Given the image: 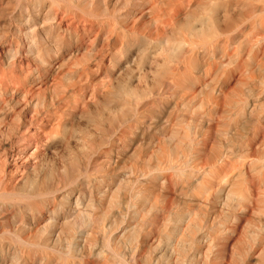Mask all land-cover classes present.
I'll list each match as a JSON object with an SVG mask.
<instances>
[{
  "label": "rangeland",
  "instance_id": "374dc122",
  "mask_svg": "<svg viewBox=\"0 0 264 264\" xmlns=\"http://www.w3.org/2000/svg\"><path fill=\"white\" fill-rule=\"evenodd\" d=\"M0 1V264H264V3Z\"/></svg>",
  "mask_w": 264,
  "mask_h": 264
},
{
  "label": "bare ground",
  "instance_id": "6f19581e",
  "mask_svg": "<svg viewBox=\"0 0 264 264\" xmlns=\"http://www.w3.org/2000/svg\"><path fill=\"white\" fill-rule=\"evenodd\" d=\"M25 1V0H24ZM27 1V0H26ZM30 1V0H29ZM60 1V0H59ZM163 1V0H162ZM162 1H160V2H162ZM0 2H2V1H0ZM64 2H66V1H63V3ZM157 2V1H156ZM175 2V1H174ZM185 2V1H184ZM183 2V3H184ZM214 2V1H213ZM228 2H229V0H228ZM233 2V1H232ZM246 2V1H245ZM245 2H244V5H246L245 4ZM256 2H258V3H260V2H262V3H264V0H259V1H256ZM54 3V2H53ZM92 3V2H91ZM91 3H90V5L89 6H91ZM153 3V2H152ZM159 3V2H158ZM183 3H181V4H183ZM201 3H203V2H201ZM200 3V4H201ZM225 3V2H224ZM223 3V4H224ZM254 3V2H253ZM17 4V3H16ZM180 4V5H181ZM186 4V3H185ZM200 4H199V6H200ZM220 4V3H219ZM226 4H227V2H226ZM261 4V3H260ZM1 5V4H0ZM179 5V4H178ZM202 5V4H201ZM221 5V4H220ZM17 6H19V5H17ZM16 6V7H17ZM170 6V5H169ZM198 6V5H197ZM250 6V5H249ZM37 7V6H36ZM201 7V6H200ZM253 7V6H252ZM18 8V7H17ZM25 8V7H24ZM35 8V7H34ZM58 8V7H57ZM95 8V7H94ZM198 8V7H197ZM246 8V7H245ZM250 8V7H249ZM16 9V8H15ZM38 9V8H37ZM56 9V8H55ZM199 9V8H198ZM217 5H214L213 7H211V8H207L206 10V21H204V25L202 24V22H201V24L205 27V28H207L208 30H210V31H208V32H213V34H214V32H216V34H214V36L215 35H217V31H219L220 29H221V27H220V22H219V15H218V11H217ZM223 9V8H222ZM251 9V8H250ZM250 9L248 10V12L250 11ZM262 9L264 10V4H263V7H262ZM24 10V9H23ZM22 10V11H23ZM44 9H42V11H43ZM54 10V9H53ZM88 10V9H87ZM89 10H91V8H89ZM88 10V11H89ZM98 10V9H97ZM253 10H255V9H253ZM259 10V9H258ZM16 11V10H15ZM36 11V10H35ZM66 11V10H65ZM237 11H238V9H237ZM257 11V10H256ZM256 11H254V12H256ZM40 12V11H39ZM69 12V11H68ZM94 12V11H93ZM95 12H97V11H95ZM95 12H94V14H95ZM178 12H181V11H178ZM178 12H176V13H178ZM222 12V11H221ZM243 12V11H242ZM253 12V13H254ZM260 12V11H259ZM8 13H10V12H8ZM26 13H27V11H26ZM25 13V14H26ZM99 12H97L96 14H98ZM200 13H202V12H200ZM235 13H236V11H235ZM238 13V12H237ZM245 13V12H244ZM58 14V13H57ZM100 14H101V12H100ZM246 14L247 13H245V17H246ZM250 14V13H249ZM255 14V13H254ZM11 15H12V13H11ZM21 15V14H20ZM87 15V14H86ZM91 15V14H90ZM179 15V14H178ZM232 15H234V14H232ZM257 15V14H256ZM99 16V15H98ZM175 16V15H174ZM192 16H193V14H192ZM192 16H188V20H184L183 22V29L186 31H188V33L189 32H195V31H197V33H198V30L199 29H196L195 28V25L193 24V21H192V19L194 20H197V19H199L197 16L198 15H194L193 17ZM202 16V15H201ZM241 16V15H240ZM243 16V15H242ZM254 16V15H253ZM263 16V15H262ZM9 17H11V16H9ZM30 17V16H29ZM45 17V16H44ZM59 17V16H58ZM62 17H64V16H62ZM92 17V16H91ZM251 17V16H250ZM255 17V16H254ZM20 18V17H19ZM53 18V17H52ZM66 18V17H65ZM204 18V17H203ZM235 18V17H234ZM243 18H244V16H243ZM25 19L27 20V18L25 17ZM30 19H32V18H30ZM45 19H46V17H45ZM54 19V18H53ZM76 19H78V18H76ZM224 19V18H223ZM264 19V18H263ZM11 20H12V18H11ZM52 20V19H51ZM60 20V19H59ZM55 21V20H54ZM62 21V20H61ZM201 21H203V20H201ZM221 21H222V19H221ZM91 22H92V20H91ZM200 22V21H199ZM199 22H197L199 25H200V23ZM227 22V21H226ZM233 22V21H232ZM231 22V23H232ZM259 22V21H258ZM195 23V22H194ZM224 23V22H223ZM222 23V24H223ZM234 23H236V22H234ZM25 24H28V23H25ZM31 24V23H30ZM91 24V23H90ZM196 24V23H195ZM197 24V25H198ZM226 24V23H225ZM237 24V23H236ZM232 25V24H231ZM2 26V25H1ZM87 26V25H86ZM200 27H202V26H200ZM233 27H234V25H233ZM259 27V26H258ZM262 27V26H261ZM22 28V27H21ZM33 28H35V27H33ZM89 28H91V27H89ZM229 28V27H228ZM5 29V28H4ZM93 29V28H92ZM202 30H203V28H201ZM30 30H31V28H30ZM175 30V29H174ZM222 30H223V27H222ZM226 30V29H225ZM204 31V30H203ZM207 31V30H206ZM221 31V30H220ZM33 32V31H32ZM36 32H37V30H36ZM222 32V31H221ZM24 33V32H23ZM177 33V32H176ZM219 33V32H218ZM225 33V32H224ZM27 34V33H26ZM190 34V33H189ZM188 34V35H189ZM194 35H196V34H194ZM201 35V34H200ZM221 35V34H220ZM192 35H189V38L191 37ZM28 37V36H27ZM38 37V36H37ZM185 37V36H184ZM183 37V35L182 34H178V36H175V38H174V43L173 44H175V45H177L178 47H182V46H186L187 44H189L190 42L188 41V40H186L185 38ZM196 37V36H195ZM35 38V37H34ZM170 38V37H169ZM188 38V39H189ZM193 38V37H192ZM197 39V38H196ZM32 40V39H31ZM1 41V40H0ZM161 41V40H160ZM160 41H158L157 43L159 44V42ZM200 41V40H199ZM256 41V40H255ZM30 42H32V41H30ZM193 43H194V40L192 41ZM211 42V41H210ZM260 42V41H259ZM165 43V42H164ZM195 43H197V44H199L200 42H195ZM194 43V44H195ZM34 44V43H33ZM32 44V45H33ZM203 44V43H202ZM251 44V43H250ZM10 45H11V43H10ZM165 45V44H164ZM174 46V45H173ZM178 47H176L177 49H178ZM166 48V47H165ZM170 48V47H169ZM174 48V47H173ZM172 47L170 48V49H173ZM9 49V48H8ZM168 49V48H167ZM170 49L168 50V52L167 53H169V51H170ZM189 49H191V47L189 48ZM188 49V50H189ZM196 49V48H195ZM11 50V49H10ZM162 50V49H161ZM186 50V49H185ZM184 50V51H185ZM198 50H200V49H198ZM176 50L174 49V51L173 52H175ZM178 51H179V49H178ZM178 51H176V54H177V52ZM17 52V51H16ZM164 52V51H163ZM172 51L170 52L171 54L173 53ZM181 52V51H180ZM187 52V51H186ZM190 52H192V51H190ZM194 52V51H193ZM202 52V51H201ZM166 54V53H165ZM183 54V53H182ZM191 54V53H190ZM175 55V54H174ZM177 56V55H176ZM171 58L173 57L172 55L170 56ZM180 58H181V55H180ZM191 58V57H190ZM177 59H179L178 57H177ZM184 59V58H183ZM197 60V59H196ZM185 61V60H184ZM192 61H194V60H192ZM191 62V61H190ZM165 65H167V63H165ZM184 66V65H183ZM174 67V66H173ZM204 67V66H203ZM165 68H167V67H165ZM177 68H178V66H177ZM197 68V67H196ZM163 69V68H162ZM173 69V68H172ZM176 69V68H175ZM238 69V68H237ZM156 71H157V69H156ZM199 71V70H198ZM165 72H167V71H165ZM195 72V71H194ZM174 75V74H173ZM161 76V75H160ZM162 76L164 77V75L162 74ZM186 76V75H185ZM169 77V76H168ZM158 78H161V77H158ZM167 77H165V79H166ZM173 78V77H172ZM175 78V77H174ZM160 80V79H159ZM162 81H164L163 79H162ZM169 81V80H168ZM166 82V81H165ZM160 83V82H159ZM157 84V83H156ZM169 84V83H168ZM184 84V83H183ZM194 84H195V82H194ZM170 85H172V84H170ZM169 85V86H170ZM176 86V85H175ZM129 87V86H128ZM117 87H115V89H116ZM125 84L123 83V85L122 84H119L118 85V88H117V90H118V94H122V96L124 95V93H125ZM127 89H130V88H127ZM171 89V88H170ZM166 91H169V90H166ZM128 92V91H127ZM132 92H133V90H132ZM131 92V93H132ZM170 93H171V91H169ZM168 92V93H169ZM129 93V92H128ZM136 93V92H135ZM126 95V94H125ZM137 95H140V94H137ZM173 95H175V94H173ZM114 96V95H113ZM119 96V95H118ZM128 96H132L131 97V99L133 98V100H134V97H135V95H129L128 94ZM127 95H126V97L124 98V99H126L127 100V97H128ZM105 98V100H107V102L106 103H108V101L109 100H111V99H109V98H111L112 96L110 95V93H108V94H106L105 96H104ZM138 97V96H137ZM136 97V98H137ZM140 97V96H139ZM115 98V97H114ZM220 98V97H219ZM96 99V98H95ZM116 99H118V98H116ZM121 99V98H120ZM123 99V98H122ZM128 99H129V97H128ZM169 99V98H168ZM100 100V99H99ZM113 101V100H112ZM115 101V100H114ZM118 100H116V102H117ZM129 101H131V100H129ZM102 102V101H101ZM115 102V103H116ZM121 102H123L122 100H121ZM127 102H128V100H127ZM114 103V102H113ZM118 103V102H117ZM125 103V102H124ZM97 104V103H96ZM111 104H112V102H111ZM109 105V104H108ZM100 106H101V104H100ZM99 108H101V107H99ZM109 108V107H108ZM107 107H106V109H108ZM96 111V110H95ZM101 111V110H100ZM97 113V112H96ZM102 113V112H101ZM100 113V114H101ZM99 114V113H98ZM102 115V114H101ZM94 116V115H93ZM96 116V115H95ZM116 120V119H115ZM62 125V124H61ZM45 126V125H44ZM60 127H62V126H60ZM38 129V128H37ZM37 131H39V130H37ZM56 131V130H55ZM43 132V131H42ZM62 134V132L60 131V135ZM67 134V133H66ZM56 135V134H55ZM68 135V134H67ZM67 137V136H66ZM165 153V152H164ZM169 156V155H168ZM169 159V158H168ZM76 163V162H75ZM51 164V163H50ZM79 163H77V165H78ZM73 167H74V165H73ZM75 167H77V166H75ZM217 167H218V165H217ZM81 169V168H80ZM215 169V168H214ZM218 169V168H217ZM57 170V169H56ZM216 170V169H215ZM219 170H221V169H219ZM25 171V170H24ZM213 171V170H212ZM212 171H211V173H212ZM222 171V170H221ZM57 172V171H56ZM67 172V171H66ZM215 172V171H214ZM220 172V171H219ZM80 173V172H79ZM216 173H218V172H216ZM22 174V173H21ZM66 174V173H65ZM68 174V173H67ZM219 174V173H218ZM223 174H224V170H223ZM57 175H59L58 173H57ZM69 175V174H68ZM213 175V174H212ZM225 175V174H224ZM224 175L222 176L221 175V177H224ZM169 176V175H168ZM171 176V175H170ZM213 176H215V175H213ZM30 177V176H29ZM36 177V176H35ZM62 177V176H61ZM69 177V176H68ZM172 177V176H171ZM28 178V177H27ZM26 177L24 178V182H22L21 184L22 185H25V184H27L28 182H29V180L27 179ZM32 178V177H31ZM43 178V177H42ZM63 178V177H62ZM62 178L61 179H59V180H61L62 181ZM167 178V177H166ZM169 178V177H168ZM168 178H167V180H168ZM219 178V177H218ZM26 179V180H25ZM41 180V179H40ZM44 180V179H43ZM64 180V179H63ZM67 180V179H66ZM39 181V180H38ZM42 181V180H41ZM46 181V180H45ZM163 181V180H162ZM165 181V180H164ZM172 181V180H171ZM43 183H44V181H42ZM31 183V185H33V191H35V192H37V193H41V192H43L44 191V189H46L45 188V185L43 184V183H38V182H34L33 183V181L32 182H30ZM62 183H64V182H62ZM49 184V183H48ZM52 184V183H51ZM55 184V183H54ZM20 185V184H19ZM21 185V186H22ZM30 185V186H31ZM21 186H18L17 185V187H21ZM25 186H27V185H25ZM24 186V187H25ZM48 186V185H47ZM53 186V185H52ZM252 187V186H251ZM250 187V188H251ZM30 188V187H29ZM2 189V188H1ZM18 189V188H17ZM16 186H10V187H8V192L9 193H12L11 195H14L13 194V192H15L16 190ZM22 189V188H21ZM26 189V188H25ZM28 189V188H27ZM32 189V188H31ZM253 189H255V188H253ZM24 190V189H23ZM49 190V189H48ZM2 191V190H1ZM1 191H0V194H1ZM46 191H47V189H46ZM50 191V190H49ZM7 192V193H8ZM23 192V191H22ZM21 192V194H25L26 192H23L22 193ZM16 193V195H17V192H15ZM6 194V193H5ZM21 194H19L18 193V195H21ZM41 194H43V193H41ZM45 194V193H44ZM9 195V194H8ZM8 195H6V197L8 196ZM35 195V194H34ZM257 195V194H256ZM2 196V195H1ZM4 196V195H3ZM26 197H27V193H26V195H25ZM24 196V197H25ZM45 196V195H44ZM44 196H42V197H44ZM244 196V195H243ZM35 197V196H34ZM47 197V196H46ZM46 200V199H45ZM113 201V200H112ZM112 205H113V203H112ZM85 212V211H84ZM233 229V228H232ZM235 229V228H234ZM23 234V233H22ZM109 242V241H108ZM225 249V248H224ZM119 256V255H118ZM88 263V262H87Z\"/></svg>",
  "mask_w": 264,
  "mask_h": 264
}]
</instances>
